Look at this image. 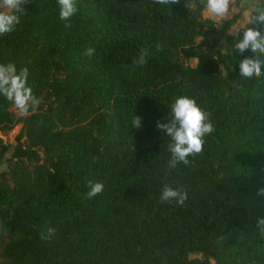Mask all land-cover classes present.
Returning <instances> with one entry per match:
<instances>
[{"label":"trees","instance_id":"1","mask_svg":"<svg viewBox=\"0 0 264 264\" xmlns=\"http://www.w3.org/2000/svg\"><path fill=\"white\" fill-rule=\"evenodd\" d=\"M189 3L76 0L61 21L56 0H25L0 63L28 69L40 104L16 146L0 138V264H264V75L239 81L230 32L241 13L217 24ZM182 94L214 131L169 170L156 122ZM12 108L0 98V135L17 123ZM89 181L104 185L92 199ZM165 186L184 203L161 202Z\"/></svg>","mask_w":264,"mask_h":264},{"label":"clouds","instance_id":"2","mask_svg":"<svg viewBox=\"0 0 264 264\" xmlns=\"http://www.w3.org/2000/svg\"><path fill=\"white\" fill-rule=\"evenodd\" d=\"M25 0H0V37L16 31L20 24V14ZM167 0H157V3H166ZM58 18L61 21L70 20L77 12L76 0H56ZM199 12V18L224 19L231 11V0H190L187 12ZM252 14V25L264 28V0L245 12ZM235 25H233V29ZM231 55L237 62L238 77L241 82H250L259 79L264 73V32L257 31L255 27H246L236 30L231 40ZM236 57H245L236 59ZM93 49H87L85 55L91 56ZM248 54L245 56V54ZM147 50H141L135 63L143 66L146 63ZM264 83V81H261ZM0 98L9 102L20 116L35 111L40 104L39 98L33 92V85L29 82V71L26 67L17 68L15 62L0 63ZM133 128L142 126L140 117L134 115L129 123ZM156 129L167 138L166 151L169 154L167 168L175 169L178 164L187 165L189 157L202 151L205 137L214 131L209 121L207 111L188 95H178L171 99L167 105L166 115L162 122H156ZM88 199H92L103 191L104 185L89 181ZM264 196V189L258 193ZM187 193L181 188L165 186L160 193L161 202H172L182 205ZM256 227L264 236V218H257ZM54 235V229L48 228L47 233H41L42 240H48Z\"/></svg>","mask_w":264,"mask_h":264},{"label":"rangeland","instance_id":"3","mask_svg":"<svg viewBox=\"0 0 264 264\" xmlns=\"http://www.w3.org/2000/svg\"><path fill=\"white\" fill-rule=\"evenodd\" d=\"M258 3H259V0H243L242 3L237 5L236 0H231V11L224 19H215V18H207V19H210L214 21L215 23L220 24L222 21L230 20L232 19L234 15L241 13V19L239 23L235 26L234 29L232 28L230 32L232 35H234L236 30L244 28L248 23L253 22L252 14L249 12L248 15H245V12H248L249 9H251L253 6H255ZM186 65L192 69H196L198 66V60L196 58L191 59L186 62ZM11 112L14 114L15 120L17 123L15 127H13L11 130L2 132V134L0 135V138L2 139L4 144L11 145L14 147L17 144L16 139L19 136L21 129H22L21 120L26 115L20 116L14 108L11 109ZM10 156H11V153L8 154V157ZM6 170H7V164H4L0 168V172L6 171Z\"/></svg>","mask_w":264,"mask_h":264}]
</instances>
